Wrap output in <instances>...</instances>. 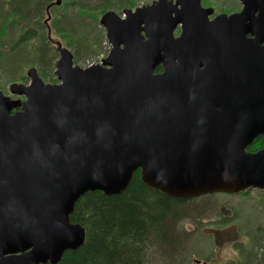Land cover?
<instances>
[{"label":"water","instance_id":"obj_1","mask_svg":"<svg viewBox=\"0 0 264 264\" xmlns=\"http://www.w3.org/2000/svg\"><path fill=\"white\" fill-rule=\"evenodd\" d=\"M240 1L108 10L102 64L58 42V82L31 67L17 97L0 89V264H58L86 240L78 199L120 194L138 169L178 198L264 189V148L247 149L264 134V0Z\"/></svg>","mask_w":264,"mask_h":264},{"label":"rangeland","instance_id":"obj_2","mask_svg":"<svg viewBox=\"0 0 264 264\" xmlns=\"http://www.w3.org/2000/svg\"><path fill=\"white\" fill-rule=\"evenodd\" d=\"M153 1L60 0V4L49 8V14L44 12L39 18V13L30 9L28 18L20 20L9 13V0H0V89L10 94L11 83H28L27 72L31 67L37 68L45 82H57L56 64L62 54L58 42L73 53L74 63L80 66L101 62L111 48L106 29L100 23L102 15L108 10L123 14L124 8L134 9ZM202 2L212 7L216 14L237 12L243 6L240 0ZM60 14L64 17L58 29L54 22ZM12 20L19 21L15 29L11 27ZM3 26L5 30H1ZM30 27L35 30L36 37L27 46L16 43ZM45 29L51 46L46 66L35 50ZM190 203L185 213L173 220L178 243L175 246L151 244L146 253L147 264H264L263 189L205 194Z\"/></svg>","mask_w":264,"mask_h":264},{"label":"trees","instance_id":"obj_3","mask_svg":"<svg viewBox=\"0 0 264 264\" xmlns=\"http://www.w3.org/2000/svg\"><path fill=\"white\" fill-rule=\"evenodd\" d=\"M57 1L9 0V13L21 20L28 18L30 9H35L34 12L37 11L40 18ZM34 2L35 5L31 6ZM62 17L64 16L60 14L54 22L58 29L62 26ZM12 21L11 27L15 29L19 21ZM5 29L3 26L1 30ZM49 29L48 27V32ZM46 32L45 29L35 48L44 66L48 63L51 47ZM35 37V30L30 27L16 43L27 46ZM14 50L15 48L11 52ZM161 70L162 66L156 68L157 72ZM262 148L264 134L255 138L247 149L257 151ZM194 199L172 197L148 186L141 178L140 169L134 172L130 184L120 194L107 195L101 190L88 191L78 199L70 215L72 222L80 223L86 228V240L77 249L66 250L58 264H147L146 253L151 244L157 242L175 246L178 243L173 220L181 217Z\"/></svg>","mask_w":264,"mask_h":264},{"label":"built area","instance_id":"obj_4","mask_svg":"<svg viewBox=\"0 0 264 264\" xmlns=\"http://www.w3.org/2000/svg\"><path fill=\"white\" fill-rule=\"evenodd\" d=\"M90 64H94V63H90Z\"/></svg>","mask_w":264,"mask_h":264}]
</instances>
